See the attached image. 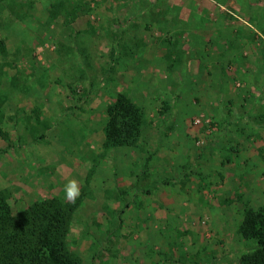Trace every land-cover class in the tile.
Instances as JSON below:
<instances>
[{"label": "rangeland", "instance_id": "1", "mask_svg": "<svg viewBox=\"0 0 264 264\" xmlns=\"http://www.w3.org/2000/svg\"><path fill=\"white\" fill-rule=\"evenodd\" d=\"M57 1L0 0V192L15 210L71 202L64 190L75 180L81 202L67 246L82 264H238L254 244L237 233L251 205L221 194L235 185L216 163L237 156L214 146L219 110L202 107L204 81L215 88L216 78L181 68L190 27L174 22L177 0H63L83 3L82 12L51 22ZM205 1L224 4L226 21L252 24L264 47V0ZM172 33L180 43L168 46ZM145 40L165 47L161 62L136 56ZM188 81L197 85L186 89ZM119 92L146 122L134 147L103 151L105 109Z\"/></svg>", "mask_w": 264, "mask_h": 264}, {"label": "crops", "instance_id": "2", "mask_svg": "<svg viewBox=\"0 0 264 264\" xmlns=\"http://www.w3.org/2000/svg\"><path fill=\"white\" fill-rule=\"evenodd\" d=\"M186 1L177 0L178 3L172 6V11H176L174 22H186L190 27L182 32V53L187 61L182 62L181 68L187 78H206L208 75L216 78L215 88L207 87L204 81L202 94L206 102L202 107L219 110L215 118L219 128L214 146L222 145L237 156L235 162L216 163L221 167L216 170L222 181L225 171L232 175L230 178L235 185L221 194L230 201L240 193L251 208L256 209L264 205V47L252 36V30L255 31L252 24L242 20L226 21L220 15L224 4L213 6L205 0H193L194 4ZM200 1L204 3L196 4ZM234 9L235 14L244 16L247 13L239 6ZM196 15L199 23L194 20ZM144 43L140 42L138 52L141 54L136 56L143 59L144 53H148L151 62H161L165 47L147 40ZM178 43L180 40H175L172 33L168 46ZM148 47L150 52H147ZM191 83L193 81H188L186 89ZM204 152H207L206 148ZM236 168L239 176L234 172Z\"/></svg>", "mask_w": 264, "mask_h": 264}, {"label": "trees", "instance_id": "3", "mask_svg": "<svg viewBox=\"0 0 264 264\" xmlns=\"http://www.w3.org/2000/svg\"><path fill=\"white\" fill-rule=\"evenodd\" d=\"M82 4L57 1L50 6L48 18L52 22L58 16H77L82 12ZM0 54H7L2 40ZM163 106V111H168L166 102ZM105 114L103 151L134 147L146 122L142 107L119 92L107 104ZM80 202V197L75 202L51 197L15 210L12 194L0 192V264H82L81 258L67 246ZM237 233L243 241L254 242L252 249L239 257L238 264H264V205L244 208ZM172 262L163 258L160 264Z\"/></svg>", "mask_w": 264, "mask_h": 264}, {"label": "clouds", "instance_id": "4", "mask_svg": "<svg viewBox=\"0 0 264 264\" xmlns=\"http://www.w3.org/2000/svg\"><path fill=\"white\" fill-rule=\"evenodd\" d=\"M64 191L66 199L73 202L80 196V188L75 180L68 181Z\"/></svg>", "mask_w": 264, "mask_h": 264}, {"label": "built area", "instance_id": "5", "mask_svg": "<svg viewBox=\"0 0 264 264\" xmlns=\"http://www.w3.org/2000/svg\"><path fill=\"white\" fill-rule=\"evenodd\" d=\"M195 122H198V120H196Z\"/></svg>", "mask_w": 264, "mask_h": 264}]
</instances>
